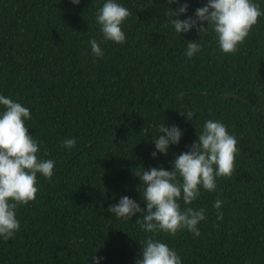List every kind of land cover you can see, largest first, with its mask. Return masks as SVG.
Here are the masks:
<instances>
[{"label":"trees","instance_id":"1","mask_svg":"<svg viewBox=\"0 0 264 264\" xmlns=\"http://www.w3.org/2000/svg\"><path fill=\"white\" fill-rule=\"evenodd\" d=\"M104 2L0 0V95L30 109L25 123L39 155L56 162L51 179L38 174L36 198L17 207L20 230L0 237V264H94L93 256L103 258L98 264H135L153 235L182 264H264V15L225 54L211 27L180 37L165 14L187 3L183 20L207 0H117L132 12L121 25L124 44L99 30ZM254 2L264 12V0ZM90 38L103 56L93 55ZM196 40L202 48L188 58L187 43ZM207 120L225 124L239 151L232 176L218 177L213 192L201 188L188 205L205 209L199 237L186 229L145 233L139 213L127 220L108 211L122 196L145 208L134 173L171 170ZM161 123L183 135L153 158ZM68 138L76 140L70 149L61 143Z\"/></svg>","mask_w":264,"mask_h":264},{"label":"clouds","instance_id":"2","mask_svg":"<svg viewBox=\"0 0 264 264\" xmlns=\"http://www.w3.org/2000/svg\"><path fill=\"white\" fill-rule=\"evenodd\" d=\"M166 2L176 4L179 0ZM70 3L78 5L80 0H70ZM188 7L184 3L178 8L166 9L165 14L175 33L181 37L182 33L192 29L201 33L211 27L219 48L225 54H234L264 15L254 0H207L192 16L181 20L179 17L186 15ZM130 15L132 12L117 0H105L96 14V23L104 40L124 44L126 35L121 25ZM89 44L94 56H103V50L95 38H90ZM201 48L198 40L189 41L185 55L191 58ZM0 106L4 108L0 112V237L7 241L20 230L17 207L36 198L39 191L38 174L51 179L56 162L42 159L39 155L40 146L25 123L31 119L30 109L4 95H0ZM180 114L188 120L192 115L191 112ZM182 135L175 124L165 127L161 123L157 135L152 139L155 148L152 157L155 158L157 152L167 155L169 146L178 145ZM61 143L70 149L75 146L76 140L68 138ZM237 145L236 136L229 133L225 124L218 120H207L189 150L175 155L171 170L162 166L148 169L141 166L142 170L134 173L143 186L145 208L128 196H122L117 204L109 206L108 211L117 218L127 220L139 213L136 222L145 233L163 232L174 236L186 229L199 237L198 224L206 218L205 209H194L188 205L198 199L201 188L213 192L217 189L218 177L232 176L236 170ZM181 200L185 205L183 209ZM223 203L217 198L213 204L218 220L223 218L220 211ZM140 249L141 258L136 259L135 264H182L176 250L155 239L154 235L146 237ZM92 259L94 264H98V259L103 258L93 256Z\"/></svg>","mask_w":264,"mask_h":264}]
</instances>
